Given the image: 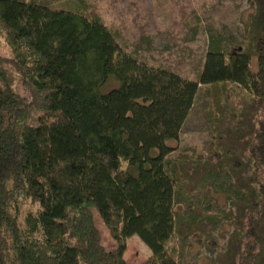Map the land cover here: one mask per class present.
<instances>
[{
    "label": "trees",
    "instance_id": "trees-1",
    "mask_svg": "<svg viewBox=\"0 0 264 264\" xmlns=\"http://www.w3.org/2000/svg\"><path fill=\"white\" fill-rule=\"evenodd\" d=\"M249 6L242 42L211 40L192 79L125 49L84 0H0V264H129L132 233L141 264H177L223 219L214 264H264V0ZM199 83L211 139L178 149ZM216 166L227 209L182 214Z\"/></svg>",
    "mask_w": 264,
    "mask_h": 264
},
{
    "label": "rangeland",
    "instance_id": "rangeland-1",
    "mask_svg": "<svg viewBox=\"0 0 264 264\" xmlns=\"http://www.w3.org/2000/svg\"><path fill=\"white\" fill-rule=\"evenodd\" d=\"M113 31L117 42L150 63L175 70L196 79L205 50L211 40L239 45L248 19L249 0H84ZM1 41V37H0ZM0 44V53H8ZM253 61V59H252ZM17 83V82H15ZM209 85L198 84L191 108L181 126L177 147L197 146L203 150L211 139V127L205 110L211 103ZM21 91V89H19ZM234 96V95H233ZM205 151V150H203ZM211 161L216 158L211 157ZM214 176L206 177L187 197H181L176 209L222 214L229 206L225 192V171L216 166ZM94 221L106 248L115 246L108 227L95 207ZM231 226L223 219L216 226L207 223L203 230L194 227L185 243L179 244L177 264H214L225 245ZM124 257L129 264H141L150 249L137 233L126 237Z\"/></svg>",
    "mask_w": 264,
    "mask_h": 264
}]
</instances>
